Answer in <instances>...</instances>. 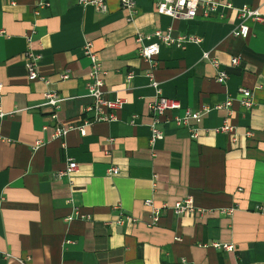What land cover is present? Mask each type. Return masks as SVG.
I'll list each match as a JSON object with an SVG mask.
<instances>
[{
  "label": "crops",
  "instance_id": "0c3cea01",
  "mask_svg": "<svg viewBox=\"0 0 264 264\" xmlns=\"http://www.w3.org/2000/svg\"><path fill=\"white\" fill-rule=\"evenodd\" d=\"M217 1L208 17L184 20L158 14L154 0H137L129 20L120 0H107L106 12L78 0H48L38 10V0H0V264H264V22L248 20L247 38L232 34L237 8L264 14V0ZM168 27L201 41L160 44L152 67L138 55L135 38ZM87 41L106 71L107 96L126 102L116 120L55 137L56 127L79 126L89 116ZM29 46L40 54L37 70L47 84L27 76ZM203 51L227 72L224 84ZM235 55L240 62L231 66ZM151 72L162 95L181 104L169 117L207 108L199 122L162 123L163 138L152 146ZM241 86L253 91L250 108L239 102ZM47 89L63 99L56 110L45 103ZM227 99V109L216 108ZM224 120L236 140L219 130ZM67 158L79 172L58 176ZM111 166L118 168L114 175L107 173ZM187 197L203 212L164 209L157 225L146 226L145 199L160 206ZM227 208L233 212L219 213ZM121 214L138 221L116 223Z\"/></svg>",
  "mask_w": 264,
  "mask_h": 264
},
{
  "label": "built area",
  "instance_id": "2783aa9c",
  "mask_svg": "<svg viewBox=\"0 0 264 264\" xmlns=\"http://www.w3.org/2000/svg\"><path fill=\"white\" fill-rule=\"evenodd\" d=\"M136 1L137 0H120V6L122 9L129 11V20H131L135 15L136 10ZM156 12L160 15H166L175 19H184L190 20L194 19L198 13L202 17L206 18L210 14L216 12L219 2L217 0H154ZM49 4L48 0H38L37 10L43 7H46ZM78 4L81 6H92L99 12L107 11V0H78ZM226 8L231 9L233 6L230 3L225 4ZM237 13L239 17V24L233 29L232 34L237 37L247 38L250 32V27L246 23L248 20L256 23L264 22V14H261L258 9L250 8L248 6H242L237 8ZM2 31L0 30V34ZM153 36L156 38V41L151 42L147 45L142 44L144 38H149ZM30 41V37L28 38ZM138 46V55L150 62L151 66L155 65V57L159 53L160 44L164 45H175L176 47L183 48L187 42L199 43L201 39L196 36L191 35H181L175 34L172 27H168L165 30H155L152 35H143L138 34L135 38ZM83 53L89 58V71L87 79V90L88 96L91 98V103L87 105L84 109L86 118L83 119V123L79 126L68 125L56 127L54 129V136L61 137L66 134L70 129H76L80 132L81 135L85 134V127L93 122H110L117 119V112H119L126 99L123 97H115L113 99L109 98L105 91V82L104 77L106 71L102 68L101 61L94 50L92 42H85L83 46ZM203 59L208 60L212 66L216 68L215 79L217 82L224 84L228 78V74L225 70L220 69V64L218 60L212 58L207 51H203ZM240 55L231 56L230 65L236 66L240 62ZM25 65L27 68V76L29 80H43L46 84L48 83L47 78L40 76L37 70L38 62L40 60V54L35 52L30 46L24 52ZM69 73L65 71L60 74L61 79L68 78ZM133 78V73L128 72L125 76L126 81H130ZM150 85L155 91V99L150 104V109L153 113L152 122L150 125V139L149 142L151 146L155 143L156 140L163 138V133L161 130V124L165 121L173 120L177 125H189L190 120L199 122L204 112L207 111V108L203 110H193L186 108L183 116L181 117H169L168 112L177 110L181 108V104L176 99L167 98L162 95L159 82L154 78V75L151 73L148 74ZM3 85L0 83V93L2 91ZM239 102L245 108H250L253 105V91L246 87L238 88ZM45 103L52 106L55 110L60 107L62 102V97L55 89H47L43 93ZM231 105V99H227L224 103L217 104L216 108H228ZM4 116V112L0 106V117ZM191 136L195 138L197 136L196 130L190 127ZM222 132L231 133L232 138L236 140V133H234V127L228 123L227 120H224L223 126L219 128ZM252 133L250 131L246 132L247 136H250ZM38 143V142H37ZM79 172V164L73 158H67L64 169L58 172V176H69ZM118 172L116 166H111L107 173L109 175H114ZM144 205L148 209V221L146 226L153 227L158 224L161 213L164 209H170L174 214L181 215L184 213H194L196 211L203 212L202 209L197 208L194 205L192 198L187 197L182 200L174 202L172 205L162 204L160 206L156 205L151 198L144 200ZM114 209H118V205L113 206ZM233 208L220 209L219 213L221 214H231ZM75 215L79 216V212L75 210ZM73 218L72 215L68 216L66 219L70 221ZM125 221L137 222L138 218L130 215H123L119 217L116 223H123ZM213 247H222L227 251H232L233 246L231 244H223L219 242H213L211 244ZM9 254H6L8 257ZM239 264V263H236Z\"/></svg>",
  "mask_w": 264,
  "mask_h": 264
}]
</instances>
